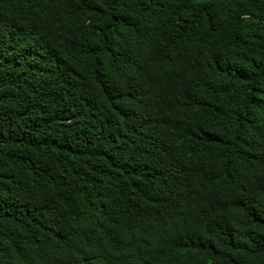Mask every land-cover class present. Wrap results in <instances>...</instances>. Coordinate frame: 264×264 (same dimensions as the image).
Returning a JSON list of instances; mask_svg holds the SVG:
<instances>
[{
    "label": "trees",
    "instance_id": "1",
    "mask_svg": "<svg viewBox=\"0 0 264 264\" xmlns=\"http://www.w3.org/2000/svg\"><path fill=\"white\" fill-rule=\"evenodd\" d=\"M0 264H264V0H0Z\"/></svg>",
    "mask_w": 264,
    "mask_h": 264
}]
</instances>
